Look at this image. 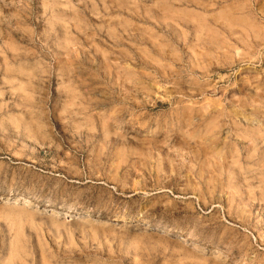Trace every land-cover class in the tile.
Instances as JSON below:
<instances>
[{
	"label": "rangeland",
	"instance_id": "374dc122",
	"mask_svg": "<svg viewBox=\"0 0 264 264\" xmlns=\"http://www.w3.org/2000/svg\"><path fill=\"white\" fill-rule=\"evenodd\" d=\"M0 264H264V0H0Z\"/></svg>",
	"mask_w": 264,
	"mask_h": 264
},
{
	"label": "bare ground",
	"instance_id": "6f19581e",
	"mask_svg": "<svg viewBox=\"0 0 264 264\" xmlns=\"http://www.w3.org/2000/svg\"><path fill=\"white\" fill-rule=\"evenodd\" d=\"M27 201H28L27 198H25V200H23V202H25V203H26ZM53 213L56 214L57 211L54 210ZM79 218H80V217H79ZM123 220H124V219H123ZM146 228H147V227H146Z\"/></svg>",
	"mask_w": 264,
	"mask_h": 264
}]
</instances>
